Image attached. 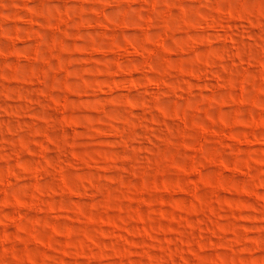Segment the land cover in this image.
<instances>
[{"label": "rangeland", "instance_id": "obj_1", "mask_svg": "<svg viewBox=\"0 0 264 264\" xmlns=\"http://www.w3.org/2000/svg\"><path fill=\"white\" fill-rule=\"evenodd\" d=\"M0 264H264V0H0Z\"/></svg>", "mask_w": 264, "mask_h": 264}]
</instances>
